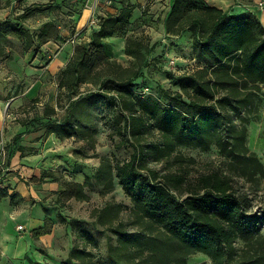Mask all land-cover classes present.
I'll list each match as a JSON object with an SVG mask.
<instances>
[{"label":"trees","instance_id":"1","mask_svg":"<svg viewBox=\"0 0 264 264\" xmlns=\"http://www.w3.org/2000/svg\"><path fill=\"white\" fill-rule=\"evenodd\" d=\"M64 2L66 0H50L33 4L22 14L2 19L0 41L4 44L0 43V59H11L8 49L12 48L7 42L14 37L24 51L38 54L44 63L48 55L44 45L65 40L58 23L45 21L33 31L20 22L30 12L52 10ZM134 9L132 2L122 3L114 12L99 19L88 43L75 44L72 55L57 73L58 90L70 95L81 83H87L99 86L101 91L75 99L70 96L71 109L58 123L63 126L72 117L81 125L94 128L90 124L93 110L87 112L85 119L77 114V107L83 100L93 103L104 98L110 108L107 119L111 134L119 139L117 145L132 148L129 158L114 164L115 176L131 199L132 217L127 223L117 221L115 227L110 224L117 235L116 243L107 246L111 264H174L176 260L185 264L192 249L208 255L214 264H220L222 249L231 250L245 225L252 218L264 215V210L258 215H247L250 198L235 190L231 177L221 167H211L190 176L180 148L191 145L204 150L214 145L229 162L243 158L242 152L248 153L244 145L246 127L244 124L236 126L234 120L243 102L250 97L251 87L247 84L258 91L264 90V24L251 12L235 14L201 0H172L164 20L165 31L180 36L189 30L193 52L203 65L177 76V90L158 88L160 97L170 100V104L160 98L136 94L132 89L133 80L145 65L143 50L148 46L145 36L125 39V53L134 57L132 66H123L111 58L108 45L103 42V38L119 34L130 24ZM106 82L111 83V87L107 88ZM27 104L32 106V111L39 105L37 98ZM87 110L88 107L84 109ZM13 116V120H17V115ZM48 122L41 125L55 133L61 130L60 126L51 129L50 122L53 124L56 120ZM70 132L72 129L68 134ZM23 148L22 145L15 147L20 151ZM13 151L8 154V160ZM249 155L245 163L255 161L254 152ZM149 157L154 161L165 160L168 165L152 167ZM111 169L109 164V172ZM39 178L55 180L50 171H43ZM7 195L5 189H0V196ZM56 195L54 204L59 208L67 199L87 198L82 184L74 181L64 182ZM110 208V204L102 207L95 214L96 220L109 215ZM49 220L44 216L43 224L32 229L30 235L49 234L51 223L46 230ZM130 223L155 225L156 231L144 228L140 232L142 236L134 237L125 227ZM84 236H87L85 232ZM59 264L97 263L89 250L74 243L67 258Z\"/></svg>","mask_w":264,"mask_h":264},{"label":"rangeland","instance_id":"2","mask_svg":"<svg viewBox=\"0 0 264 264\" xmlns=\"http://www.w3.org/2000/svg\"><path fill=\"white\" fill-rule=\"evenodd\" d=\"M129 1L135 5L130 24L119 34L103 38V42L108 45L111 58L123 66H132L134 57L125 53V39L127 36H145L144 41L148 45L147 50H143L145 65L141 67L140 75L133 80L132 89L136 94L160 98L164 103L172 104L170 100L160 97L158 88L177 90V76L188 73L203 63L193 52L189 30L180 36L166 33L164 20L170 7L166 0H66L61 7L30 12L20 23L34 31L40 26V21L35 20L34 17L38 14L41 17L47 16L49 17L47 21H54L61 26L60 31L65 40L47 50L48 55L42 67L34 64L35 69L30 70L26 60L30 55L29 51H24L19 40L12 37L7 42L12 48L8 49L11 59L0 61V91L2 89L6 98L28 90L31 85L23 81L26 76L32 78L38 74L45 75L46 80L40 86L37 84L36 98L39 105L34 111L32 106L29 107L27 104L29 101L24 107H11L7 101H3L5 124H19L21 130L13 136L12 140L15 139L16 143L11 145L5 140L4 135H0L3 139L0 144V174L10 172L8 154L18 145V140L24 143V154L38 155L37 159L40 160L38 162L42 165L40 175L43 171L53 173L55 180L40 179L39 176L34 181L36 187L31 184V180L27 183L32 187V193L25 206L30 210L35 206L37 199L38 204L35 207L37 209L34 211L37 214L42 212L43 216L50 218L46 230L51 223L50 255L55 260H65L73 244L78 243L91 252L97 264H111L107 256V246L109 243L113 245L116 243L117 235L110 229V224L115 227L117 221L127 223L132 217L131 199L115 176L114 164L116 161L129 158L132 148L128 145H117L119 139L117 135L111 134V125L107 119L110 108L104 98H99L93 103L83 100L77 107V114L80 113L85 119L87 112L93 110L94 115L90 124L94 125V128L83 126L72 117L66 124L60 126L58 119L62 120L65 113L71 109L70 96L75 99L90 92L98 93L101 89L99 86L81 83L69 95L64 90H58L56 78L61 70L59 65L58 67L50 65L47 69L44 66L55 59L60 60L63 56L70 57L77 42H89L100 18ZM33 4L36 3L24 0H14V2L0 0V21L7 15L16 16L24 13L23 11ZM256 8L260 13H264V7ZM91 18L97 21L96 25H89ZM79 22L82 27L73 35ZM261 22L264 24L263 18ZM72 38L75 40L71 42ZM40 68H44L42 72H39ZM22 69L24 77H22ZM105 84L107 88L111 87V83ZM247 87H251L250 97L243 102L234 120L236 126L244 124L246 127L244 145L248 148V153L242 152L243 158L237 162H229L214 145L204 150L186 145L182 146L180 151L185 156L186 161L183 164L188 167L190 176L206 172L211 167L224 169L231 177L235 190L250 198L247 215H258L264 210V90L258 91L249 83ZM44 107L49 108L44 110ZM87 107L89 110L84 111ZM13 115H17V120L11 119ZM47 119L57 121L53 124L50 122L51 129L60 126L61 130L55 133L42 126L43 123H49ZM71 129L72 132L68 134ZM32 142L39 144L31 146ZM249 152H254L256 159L253 158L255 161L252 163H245L244 160L251 157ZM148 163L156 168L168 165L165 160L154 161L151 157L148 158ZM109 164L112 168L111 172L108 170ZM26 179L29 180L30 177ZM66 181L82 184L87 198L67 199L59 208L54 201L57 191ZM42 185L52 186L53 189L41 188ZM14 198L18 197L12 195L11 199ZM106 204L111 205V213L96 220L95 214ZM111 219L113 221L109 223ZM20 222L28 223L27 217L21 218ZM125 227L134 237L142 236L140 232L144 228L156 231L155 225L150 227L144 223L140 225L130 223ZM83 231L87 236H84ZM41 251L45 252L44 248H41ZM185 260V264H214L208 255L195 249L188 253ZM220 260V264H264V215L252 218L245 225L240 236L233 241L231 250L222 249ZM174 264L181 262L176 260Z\"/></svg>","mask_w":264,"mask_h":264},{"label":"crops","instance_id":"3","mask_svg":"<svg viewBox=\"0 0 264 264\" xmlns=\"http://www.w3.org/2000/svg\"><path fill=\"white\" fill-rule=\"evenodd\" d=\"M32 3H45L50 0H24ZM60 1V0H52ZM171 3L172 0H166ZM205 3L220 7L224 10H229L235 14L245 13L247 11L256 15L260 20L264 19V13H260L256 10V3L258 0L253 1H243V0H203ZM14 2V0H12ZM11 10V9H10ZM10 10L8 12H10ZM49 17H41L40 14L34 17L35 20L40 21V24L47 21ZM34 20V21H35ZM66 22V21H65ZM60 29V25L58 24ZM82 27L81 23L76 25V33ZM62 30V29H61ZM59 42L50 41L44 45V50H50L52 46H58ZM61 44V42L59 43ZM63 45V44H62ZM29 57H27V64L30 70L35 69L37 64L42 67L43 62L38 54H31L28 52ZM69 56L55 59L50 62L49 65L44 66V68H49L48 66L55 65L61 69L65 62L68 60ZM1 62L10 61V59L1 60ZM44 68H40L39 72H42ZM22 77H24L22 69ZM45 75L38 74L34 75L32 78L27 76L23 79L24 82L29 83L31 86L28 90L18 92L17 96H12L10 98L4 97L3 91H0V135L5 136V140L10 144L12 138L15 134L20 132L21 126L19 124H5L4 122V103L7 101L11 107H19L25 104L32 98H36L37 84L40 86L43 81H45ZM28 84V85H29ZM6 84H4L5 86ZM3 86V87H4ZM34 141V140H33ZM3 139L0 138V144H2ZM27 141L25 140V144ZM39 143L32 142L31 146H37ZM11 145V144H10ZM18 145H24L22 140H18ZM25 148H23L24 150ZM38 155L35 153L24 154L23 151L14 149L9 160L8 169L10 172L6 174H0V189H5L7 191V196H0V264H31L30 261H40L46 264H59V260H55L51 257V235L44 234L39 237H32L30 231L37 228L43 224L42 212L37 214L34 211L38 201L35 199L36 204L33 208L28 210L26 208V202L29 199L32 190L31 186L27 183L33 184L36 187L37 177L40 176V170L42 165H40V160L37 159ZM18 175V176H17ZM30 177V179H26ZM29 181V182H28ZM44 189H53L52 186H41ZM12 195L17 199H11ZM33 211V212H32ZM27 217L28 223L20 222V219ZM21 225V228L18 226ZM44 248L45 252L41 251Z\"/></svg>","mask_w":264,"mask_h":264},{"label":"built area","instance_id":"4","mask_svg":"<svg viewBox=\"0 0 264 264\" xmlns=\"http://www.w3.org/2000/svg\"><path fill=\"white\" fill-rule=\"evenodd\" d=\"M256 6L258 8H263L264 7V0H258L257 3H256ZM96 22L94 18H91L90 21H89V25L92 24V25H96ZM75 38H72L71 39V42L74 41ZM11 119H14V117H11ZM19 228H21V225L18 226Z\"/></svg>","mask_w":264,"mask_h":264}]
</instances>
